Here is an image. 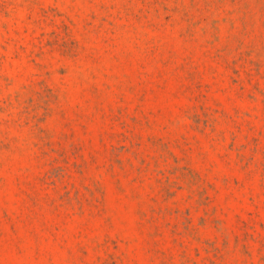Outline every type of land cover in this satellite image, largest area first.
<instances>
[{
    "label": "rangeland",
    "instance_id": "374dc122",
    "mask_svg": "<svg viewBox=\"0 0 264 264\" xmlns=\"http://www.w3.org/2000/svg\"><path fill=\"white\" fill-rule=\"evenodd\" d=\"M0 264H264V0H0Z\"/></svg>",
    "mask_w": 264,
    "mask_h": 264
}]
</instances>
